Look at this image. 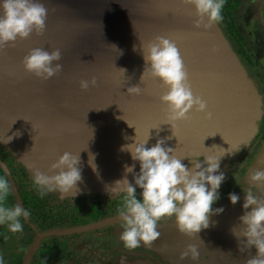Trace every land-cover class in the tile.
<instances>
[{"label":"water","instance_id":"water-1","mask_svg":"<svg viewBox=\"0 0 264 264\" xmlns=\"http://www.w3.org/2000/svg\"><path fill=\"white\" fill-rule=\"evenodd\" d=\"M210 10L205 0H0V147L73 197L172 187L171 176L197 164L202 180L212 176L243 129L229 115L242 85L229 67L236 55ZM258 152L242 178L257 184L256 201L237 194L138 240L166 264H264ZM0 170L34 234L23 264L44 237L113 222L39 233L1 159Z\"/></svg>","mask_w":264,"mask_h":264},{"label":"flooded vegetation","instance_id":"flooded-vegetation-1","mask_svg":"<svg viewBox=\"0 0 264 264\" xmlns=\"http://www.w3.org/2000/svg\"><path fill=\"white\" fill-rule=\"evenodd\" d=\"M208 1L210 3L213 19L229 39L232 38L229 34V29L227 26L223 25L216 11L218 5L228 7L231 19H233V22L237 26L238 34H240V32L242 33L244 30L249 34L250 39L246 37L249 42H256L260 39V41H258L259 46L262 45L261 49L264 48V0H228L229 2L223 0ZM240 36L242 35L240 34ZM243 49L245 55L253 60L251 61L252 64L250 63L252 66L247 60L244 61V55L238 53L239 48L237 49L238 57H243V59L241 58L243 64L245 63L244 65L249 68L256 82V87L262 92L261 96L264 100V72L260 71L264 69V62L258 65L256 58L250 55L245 45H243ZM263 58L264 57H260V59ZM259 83L262 85L260 86ZM254 144L259 146L257 142ZM253 151L257 152L258 148L251 147V149L245 152V155L239 159V163L235 166L233 163L227 162L225 167L228 168L230 180H228L226 187L223 185L218 187V181L222 174V171L218 169L213 171V175L210 176L211 179L209 183L213 185L211 187L208 186L209 183H207L208 179L206 178L208 173H206L203 180L200 178L197 183H194L191 187L187 186L181 191L176 190V188L168 187L166 189L165 187H160L158 181H153L150 187L146 189L125 191L126 193L121 192L118 195H115V192H100L99 194H83L80 197H67V200L58 198L60 201L57 199L55 201L53 199L54 204L48 201L47 204L49 206L53 208L58 207L60 211L65 212L62 217L65 218L66 222L60 227H53L43 231L34 225L33 227L39 233L89 226L104 220H111L113 222L76 234H63L40 239L38 247H43L46 244L49 245L48 251L44 254L43 264H138L150 262L166 264L160 259L156 250L147 246V244L141 243L138 237L145 233H150L163 224H173L174 221L179 219L183 221L185 218L194 217L195 215L204 216L206 209H210L223 199L225 200L233 192L238 194L246 192L248 188L240 185V181H242L243 174L246 170L245 166L249 160H252L251 154ZM3 163L10 175L11 173L13 174V177L12 175L11 177L14 179L13 182L16 189L17 186L19 187L30 181L19 163H17L16 171H20V174L12 170L8 161ZM199 176L201 177V170ZM23 178H25V181H23ZM30 182L33 183L32 181ZM42 184L50 188L48 183L43 181ZM59 190L62 191L61 189ZM34 191H37V189H34ZM34 193L38 194V192ZM55 196V198L59 197L57 195ZM186 206L191 207L183 208ZM130 216H132V218H127ZM115 217H124L127 219L115 222ZM71 218H79L80 220H77V224L75 225L71 223ZM126 221L128 223L124 224V227H121V222ZM130 227L135 230V234L132 237L134 244L131 243L132 245L130 247H125L121 243L124 239L121 235V230H127V234H130ZM30 235H32L33 241V232H31ZM37 252L40 251H36V253ZM25 254L26 252L21 259L17 260L18 262L14 261V263H12V261H9L8 264H23ZM34 256L35 255L32 256L28 264H36L35 262H38L39 259L34 260Z\"/></svg>","mask_w":264,"mask_h":264},{"label":"rangeland","instance_id":"rangeland-1","mask_svg":"<svg viewBox=\"0 0 264 264\" xmlns=\"http://www.w3.org/2000/svg\"><path fill=\"white\" fill-rule=\"evenodd\" d=\"M206 3L208 4V6L210 7V3L208 0H205ZM211 9V7H210ZM209 17L210 20L213 21V16H212V11L210 10L209 13ZM215 21V20H214ZM240 34L242 35L241 37L243 38V42L245 45V48L249 51L250 55H252L253 57L256 58L258 65L262 64L264 62V58L260 59V57H264V48H262V45L259 46V43L257 40L256 42L253 41H248L247 38L250 39L249 34L246 33L244 30L242 31V33L240 32ZM215 36L217 38H221L224 47H227L229 50L232 51L233 55L235 56L237 63L239 64V66L241 67L243 73H244V77L240 76V73L238 71V65L236 62L231 61L230 62V70L235 71L238 75H239V79L242 82V85H240L238 83V81L235 83L236 85V92H234L232 98L233 99H237V101L235 103L232 104V108L230 110L229 115L233 116L232 121L234 122V125H237L238 127L242 128L243 130H241V136H243L241 138V140L238 139V142H234L233 140H230L231 145H235V150H233L232 153H230V155L227 157L228 159V163H233V165H237L239 163V159H241L244 155L245 152H247L248 150L251 149V147L253 148H258V151L262 149V147H264V100L262 99V92H260L257 89V85L256 82L254 80V78L252 77L249 68L247 66H245L243 64V57L240 56L238 57L237 54V49L238 47L236 46V44L229 39L223 32V30L220 28L217 30ZM214 36V38H215ZM247 37V38H246ZM254 39V38H252ZM242 58V59H241ZM233 60V59H232ZM247 60V62L250 64L249 62V58L245 56L244 61ZM253 61V60H251ZM261 62V63H259ZM251 65V64H250ZM252 66V65H251ZM261 72H264V69L260 70ZM238 79V80H239ZM259 85L261 86L262 84L259 83ZM264 85V84H263ZM264 88V86H263ZM247 108L252 110V114L248 111L247 114L246 112H243L244 109ZM246 111V110H245ZM245 121V122H243ZM252 121V122H251ZM250 123V124H249ZM249 124V126H248ZM247 127V128H246ZM231 133V132H230ZM235 137V136H234ZM230 139V137H229ZM257 139V140H255ZM257 142L259 144V146L255 145L254 143ZM237 148V149H236ZM3 149V152L5 153L4 156L6 158V161L9 162V164L11 165L12 170H14L17 174H20V171H16L17 169V163L16 160L13 158L11 151H6L3 148H1V150ZM252 152V160L248 161L247 165L245 166L246 170L248 167H250L253 163V161H255L254 159L258 156L259 152ZM19 165V164H18ZM225 160L223 161V163L220 164L221 167V177L219 178L218 181V187L220 185H223L226 187V184L228 183L229 179V175H228V168H226L225 166ZM21 166V165H20ZM23 167V166H21ZM24 169V168H23ZM201 169V166L198 164L196 166H191L190 167H182V169H180L179 171H177V175L173 178L171 175V180L172 182L175 184L174 186L170 187V188H176V190H183V188L189 186V184H191V176L192 174H196L197 178L195 179L194 183H197L198 180H200V176H199V172ZM246 170L244 173H246ZM25 175L26 177L32 181L33 183H31L30 181L24 185H22L23 187L27 185V190L29 192H38L39 193V197L40 199L42 198L43 203L47 204L48 201H51L54 204L53 199L56 201V199L58 201H60V199H65L67 197H73L70 195H67L66 193L61 194V191H59V189H54V188H47L45 185L42 184L43 179L38 176V175H34L35 172L33 171H27L24 169ZM244 175V174H243ZM235 176V175H234ZM23 177V176H22ZM208 179L207 183H209L211 177L208 176L206 177ZM25 178H23V181ZM41 181V182H40ZM202 181V180H201ZM250 186L247 184L242 183V181H240V185L248 188L247 191L245 192V195H248L249 198L251 199V201H256L257 197L259 196L258 194V189H257V184L250 180ZM232 183V182H231ZM23 184V183H22ZM230 184V183H229ZM228 184V185H229ZM197 185V184H196ZM209 187L213 186L211 183H209L208 185ZM197 187V186H196ZM217 187V189H218ZM167 189V187H165ZM34 189L37 191H34ZM115 191V187L113 189ZM215 190V189H214ZM98 194L100 193V191H96ZM88 193V192H87ZM118 193V192H115ZM207 193V192H206ZM216 193V192H215ZM214 193V194H215ZM53 194V195H52ZM59 196L57 198H55L56 196ZM66 194V196H65ZM91 194H95V193H91ZM238 193H232L229 197H227L225 200L230 199L231 197L237 195ZM77 196H82L79 194H75ZM60 198V199H58ZM224 199L220 202L225 201ZM57 201V202H58ZM219 202V203H220ZM218 204V203H216ZM215 204V205H216ZM128 223L126 222H121V227H124V224ZM129 233L127 234V230H121V235L124 237L123 241L121 242L125 247H130L133 243L132 241V237L135 234V230L133 228L130 227L129 229ZM120 235V236H121ZM119 236V235H118ZM132 243V244H131ZM0 264H5L4 259L0 258ZM102 264H106V263H102Z\"/></svg>","mask_w":264,"mask_h":264},{"label":"trees","instance_id":"trees-1","mask_svg":"<svg viewBox=\"0 0 264 264\" xmlns=\"http://www.w3.org/2000/svg\"><path fill=\"white\" fill-rule=\"evenodd\" d=\"M216 11L223 25L227 26L229 29L232 41L235 42L236 46L239 48L238 53L246 56L243 49V39L240 34H238L237 26L233 22V19H231L230 10L228 7L218 5ZM248 58L249 62L252 64V59L250 57ZM4 154L3 149L1 150L0 147V158L2 162H6ZM11 175L13 177L12 173ZM17 190L25 215L33 226L35 225L38 229L43 231L65 224V218L62 217L65 212L60 211L58 207L53 208L48 204H44L42 201L43 199L39 197V193L35 194L34 192H29L27 190V185L24 187L22 185L19 187L17 186ZM70 220L72 224L76 225V221L80 219L71 218ZM31 232L32 231L29 229V226L18 210L7 179L0 170V258L4 259L5 264H8L9 261H12V263H14V261L18 262L17 260L22 258L28 245L32 242ZM48 248V244L37 248L36 251L40 252L34 253V260L39 259L38 262H35L36 264L44 263V254L48 251Z\"/></svg>","mask_w":264,"mask_h":264},{"label":"clouds","instance_id":"clouds-1","mask_svg":"<svg viewBox=\"0 0 264 264\" xmlns=\"http://www.w3.org/2000/svg\"><path fill=\"white\" fill-rule=\"evenodd\" d=\"M128 192V191H127ZM126 193V192H125ZM31 244V243H30ZM37 250V249H36ZM36 252V251H35Z\"/></svg>","mask_w":264,"mask_h":264}]
</instances>
